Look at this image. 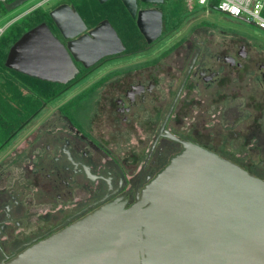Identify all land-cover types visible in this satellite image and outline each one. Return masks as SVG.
Wrapping results in <instances>:
<instances>
[{"label": "flooded vegetation", "instance_id": "1", "mask_svg": "<svg viewBox=\"0 0 264 264\" xmlns=\"http://www.w3.org/2000/svg\"><path fill=\"white\" fill-rule=\"evenodd\" d=\"M12 1L5 0V3L7 5ZM128 1L131 8L124 0L99 1L101 4L111 2L117 5L118 9L114 8L113 12L121 11L123 14L124 20L119 21L120 24V15L114 20L117 26L110 23L125 49L107 55L90 66L72 57L77 72L67 82L31 76L35 83L47 89L46 93L49 89L58 92L55 97L49 95V98L41 99L37 89L33 92L25 90L39 105L6 137L0 135V169L20 166L26 170L27 178L32 174L33 182L42 188V196L35 199L32 197L35 194L27 193L26 189L21 190L8 181L5 184V179L11 174L6 175L8 172L5 174L4 170H0V264L104 203L114 199L126 201L127 206L134 203L143 187L183 149L180 142L164 135L166 131L211 150L195 141L190 131L184 132L183 126L175 124L173 116L191 81L195 86L203 85L207 89L219 76V71H211L212 58L239 67L242 63L237 58L247 57L245 46L234 54L236 58H221L212 55L204 42L201 44L190 35H185L173 50L176 76L171 72L165 84L160 68L151 66L141 68L133 79L125 73L128 76L120 80L121 75H117L113 68H105V65L130 55L146 56L150 49L182 23L179 18L170 20L174 17L175 0ZM62 4H69L79 12L72 3L63 1L58 6ZM192 8L195 9V6ZM79 14L87 29L74 38L66 39L54 21L51 27L48 25L65 46L103 21L91 25L85 15ZM139 22L145 27L148 37L155 38L152 42L140 29ZM119 25L124 27L123 32L118 30ZM159 31L160 35L154 37ZM257 66L256 88L264 97V61ZM101 70L106 72L98 76ZM116 77L119 79L116 80ZM175 90L169 109L174 102L175 105L163 128L169 109L163 117L156 113L161 112L167 103L166 96ZM73 91L76 92L66 98ZM62 98L65 100L55 106V102ZM116 132H125L131 139H136L133 150L125 153L132 156L145 154L142 161L136 158L135 162L133 158H129V162L117 159L114 151L116 139L113 140ZM213 152L224 157L218 151ZM259 170L253 174L264 179V168ZM83 191L86 196L83 194L80 197L78 193ZM53 206L55 209L51 208ZM36 217H42L44 223L36 222Z\"/></svg>", "mask_w": 264, "mask_h": 264}, {"label": "water", "instance_id": "2", "mask_svg": "<svg viewBox=\"0 0 264 264\" xmlns=\"http://www.w3.org/2000/svg\"><path fill=\"white\" fill-rule=\"evenodd\" d=\"M27 1L13 0L6 8ZM50 15L66 39L87 29L69 4ZM139 27L148 37L141 22ZM124 49L108 19L67 46L43 22L10 47L5 64L29 76L67 82L77 72L72 57L90 66ZM164 135L183 149L134 203H104L1 264H264V179L197 143L168 131Z\"/></svg>", "mask_w": 264, "mask_h": 264}, {"label": "rangeland", "instance_id": "3", "mask_svg": "<svg viewBox=\"0 0 264 264\" xmlns=\"http://www.w3.org/2000/svg\"><path fill=\"white\" fill-rule=\"evenodd\" d=\"M63 1L66 2V0H29L2 16L0 27L6 26L16 18H21L36 7L42 6L50 11ZM192 6L194 5L190 0H175L174 17L170 20L179 18L182 23L176 26L174 32L165 36L146 56L136 54L123 57L105 65V68L115 69L116 74L121 75L120 80L128 75L133 79L144 66L160 68L162 82L165 84L171 72L176 76L173 70V50L185 35H190L201 44L204 42L209 46L212 55L221 58L224 56L236 58L234 54L241 46H245L247 57L240 59L237 56V60L242 63L239 67L231 66L222 59L217 61L215 57L212 58L211 71H219V76L207 89L203 85L197 87L191 81L173 118L175 124L184 127V132L190 131L195 141L220 152L252 174H257L260 168H264V97L256 88L255 73L258 63L264 61V31L221 11L197 5L193 9ZM105 72L106 70L99 71L98 76ZM183 75L184 73L180 75L179 82ZM118 79L116 77V80ZM75 92H69L66 98L71 97ZM175 92L176 90L166 96V105L156 114L162 117L166 114ZM64 100L65 98H62L54 105L57 106ZM113 137V140L116 139L114 151L119 161L125 159L128 161L129 158H133V162L142 161L145 154L132 156L130 153H125L127 150H133L136 139H131L125 132H116ZM0 170H4L5 174L8 172L6 175L11 174L10 178L5 177V184L8 181L21 190L26 189L29 194H35L32 195L35 199H40L42 188L37 187L33 182L32 174L27 178L26 170L20 166L3 167ZM85 191L78 195L86 196ZM51 208L55 209V206ZM35 221L44 223L42 217H36Z\"/></svg>", "mask_w": 264, "mask_h": 264}, {"label": "trees", "instance_id": "4", "mask_svg": "<svg viewBox=\"0 0 264 264\" xmlns=\"http://www.w3.org/2000/svg\"><path fill=\"white\" fill-rule=\"evenodd\" d=\"M66 2L74 4L91 25L99 24L105 19L115 24L117 15H120L118 22L124 20L121 11L113 12L114 8L118 9V6L112 5L111 2L105 4H101L98 0H66ZM8 11L6 3L0 2V18ZM43 22L50 27L53 25L49 10L39 6L13 22L0 38V135L2 138L23 123L39 105L34 103L28 92L37 89L41 99L49 98V95L55 97L54 94L58 92L56 89H49L46 93L47 89L35 83L31 76L10 69L5 64L10 47L26 31ZM118 30L123 32L124 27L119 25ZM122 34L124 36V33Z\"/></svg>", "mask_w": 264, "mask_h": 264}, {"label": "built area", "instance_id": "5", "mask_svg": "<svg viewBox=\"0 0 264 264\" xmlns=\"http://www.w3.org/2000/svg\"><path fill=\"white\" fill-rule=\"evenodd\" d=\"M190 2L194 6L197 5L211 9L216 7L218 11L236 19H241L243 21L247 20L249 21L248 23L264 31V0H190ZM16 20H18V18L14 19L6 26L0 27V38L7 28Z\"/></svg>", "mask_w": 264, "mask_h": 264}]
</instances>
